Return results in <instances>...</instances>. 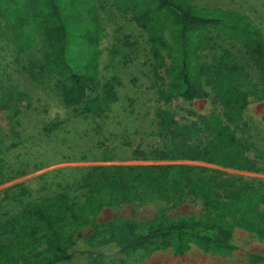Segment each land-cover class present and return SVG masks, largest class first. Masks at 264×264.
Listing matches in <instances>:
<instances>
[{
    "label": "trees",
    "instance_id": "1",
    "mask_svg": "<svg viewBox=\"0 0 264 264\" xmlns=\"http://www.w3.org/2000/svg\"><path fill=\"white\" fill-rule=\"evenodd\" d=\"M121 1L145 33L157 104L153 111L157 144L147 150L134 148L129 155L138 160H221L246 171H264V155L229 128L232 124L241 129V112L248 95L255 93L262 103L264 123V38L260 30L239 14L199 7L189 0ZM90 9L88 23H82L73 18L71 0H0V19L11 31L18 52H29L39 36L38 71L54 79L61 102L73 115L102 118L117 94L111 81L100 85L96 81L98 28ZM220 37L236 42L256 71L258 88L248 80L240 55L216 44L215 38ZM205 49L212 53L209 61L200 60L199 52ZM29 66L28 75L34 78ZM205 84L212 89L209 116L187 110L195 119L182 125L163 108L171 100L191 102L207 97ZM22 173L18 166L0 159V184ZM76 180L73 190L79 193L75 195L70 196L72 186L66 184L29 202L20 200L27 192L21 184L2 190L0 206L4 200L15 201L19 214L0 220V264H125L132 254L144 257L170 247L178 255L189 244L227 256L236 248L234 227L264 240L263 180L178 163L92 165L80 168ZM15 187L19 190L12 195ZM183 193L200 200V214L146 220L142 225L130 218H113L91 223L93 240L83 243L73 238V230L89 223L105 205L151 196L179 199ZM246 260L264 262V256L248 252Z\"/></svg>",
    "mask_w": 264,
    "mask_h": 264
},
{
    "label": "rangeland",
    "instance_id": "2",
    "mask_svg": "<svg viewBox=\"0 0 264 264\" xmlns=\"http://www.w3.org/2000/svg\"><path fill=\"white\" fill-rule=\"evenodd\" d=\"M199 7L214 8L245 17L258 28L264 38V0H189ZM75 20L88 23V9H92L98 28L96 45L97 84L111 81L117 99L109 105L102 118H83L73 115L63 105L54 79L38 71L41 62V41L36 36L29 52H18L12 42L11 31L0 19V159L9 166H18L21 175L0 184V198L6 187L21 184L27 192L21 202H29L49 195L66 184L73 190L80 168L92 165H149L178 163L217 169L226 175L256 178L264 181V171L250 172L230 166L221 160L200 162L188 160L134 159V148L147 150L157 143V129L153 120L156 104L155 87L150 75V52L145 33L131 19L121 0H71ZM90 9V10H91ZM216 44L240 55L248 80L258 88L257 74L250 62L238 50L236 42L222 37ZM220 48V47H219ZM219 54V50L215 49ZM200 60L209 61L211 52L202 50ZM240 53V54H237ZM34 78L28 75V70ZM207 97L191 102L171 100L164 109L172 112L179 124L187 125L195 114L209 116L212 112V89L205 84ZM256 94V93H255ZM255 94L248 95L240 117V128H229L236 137L245 138L252 148L264 155L263 107ZM161 106V102L159 103ZM60 122L48 130L50 124ZM13 195L19 189H12ZM82 197L78 195L80 203ZM19 204L4 200L0 206V220L17 216ZM202 205L198 198L187 193L179 199L151 196L146 199L105 205L90 218L89 223L73 230V238L83 243L91 238V223H105L113 218L133 219L142 225L146 220H167L189 213L198 215ZM98 231L101 227L97 228ZM235 250L227 255L203 252L189 244L182 254H174L170 247H160L140 257L132 254L125 264H252L246 253L264 256V240L246 229L233 228ZM254 264H264L258 262Z\"/></svg>",
    "mask_w": 264,
    "mask_h": 264
}]
</instances>
